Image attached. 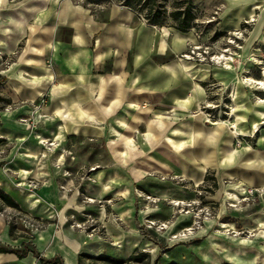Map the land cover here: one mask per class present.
Here are the masks:
<instances>
[{"label": "crops", "instance_id": "1", "mask_svg": "<svg viewBox=\"0 0 264 264\" xmlns=\"http://www.w3.org/2000/svg\"><path fill=\"white\" fill-rule=\"evenodd\" d=\"M7 2L8 7L3 10L7 21L0 20V59L5 55H14V59L7 65H2L0 60V74L6 78L0 86V94L12 104L18 99H37L46 94L47 99H52L46 105L54 114L50 118L62 120L56 136L64 145L58 149L57 160H44V166L59 165L68 169L66 165L70 164L62 162L70 151L69 137L100 139L104 142L107 160L102 164L90 162V179L86 178V182L84 178L77 180L70 176L54 179L48 172L39 179L36 192L25 196L14 187H6L7 182L0 173V187L9 195L10 190L17 195L19 201L14 200L21 210H32L36 218L53 214L57 218L52 225L47 223L41 230L20 235L10 230V222L0 214V245L29 248L22 257L13 252H0V264H48L47 260L54 257H60L62 264H78L80 253L127 258L143 242L133 223L132 182L138 181L140 188L152 187L144 178L146 170H140L141 167L152 166L151 171L157 173L156 180L174 175L197 185L208 181L207 170H212L214 184L219 188L244 183L264 187V174L261 178L252 174L259 172V167L244 165L236 150L214 139L216 133L211 138L202 127L184 131L171 126V138H166L170 143L163 140L165 122L156 113L157 109L165 103L179 114L194 109L205 98L200 78L203 73L196 74L189 60L178 59V55L186 53L194 43L191 31L197 25L186 32L176 29L169 20L161 26L150 25L128 7L115 3L83 6L75 0ZM193 3L199 13L200 3L197 0ZM222 5L220 23L223 26L236 29L242 23L253 22L256 31L264 27V0H224ZM183 61L188 62L191 69H185ZM201 70L204 72L205 68ZM10 114L5 116L0 112V137L4 139L13 135L5 129L12 122ZM129 126L133 127V132L128 130ZM139 127L143 128L138 135ZM127 131L132 132L130 135L134 138L124 134ZM180 133L181 136L186 134V138L179 139ZM126 137L131 139L126 141ZM29 148L26 144L27 153H23L22 158L34 167L36 161ZM139 152H149L153 158L140 160V155H136ZM73 166L80 169L83 162L76 159ZM247 167L251 168V174L243 173ZM22 171L28 173L31 168ZM86 184L94 187L86 189ZM153 188L159 192L157 186ZM79 189L85 190V196L92 199L109 194L110 200H122L113 202L110 208L111 213L119 215L123 226L110 217L105 219V206L94 211L88 209L106 226L101 239L87 237L70 223L66 224V217L78 213L84 206L77 202ZM190 190L187 185H176L169 196L181 202L190 200L194 195ZM227 193L231 199H238L237 194L235 199L232 197L235 193ZM160 196L166 195L161 193ZM261 204L260 212L252 213L251 219H257L260 214L259 224L264 225V198ZM5 208L12 209L4 207L2 210ZM251 222L250 229H253L256 220ZM253 239L261 240L264 245V228ZM193 247L189 246L187 254L183 255L184 246H174L171 250L177 251L172 260H185V264H264V258L259 260L264 253L259 254L253 247L238 248L226 238L214 242L204 239L200 262L191 256Z\"/></svg>", "mask_w": 264, "mask_h": 264}, {"label": "rangeland", "instance_id": "2", "mask_svg": "<svg viewBox=\"0 0 264 264\" xmlns=\"http://www.w3.org/2000/svg\"><path fill=\"white\" fill-rule=\"evenodd\" d=\"M197 1L201 6L200 17L197 26L191 31L194 33L195 41L186 53L178 55V59L189 60L196 74L203 73L204 76L200 78H202L201 85L205 91V98L194 109L179 114L165 103L159 107L156 113L165 122L163 140L170 143V139L166 138L167 136L171 138V126H177L184 131L194 126L202 127L210 135L208 137L213 138L212 134L216 133L214 139H217L219 144L226 143L236 150L244 165L248 163L253 167H259L257 173L250 172L251 168L247 167L243 170L244 174L252 173L261 178L264 174V27L261 31H256L253 22H246L236 29H229L220 23L222 19L220 11L224 9L222 5L224 0ZM7 3V0H0V20H4L3 23L7 21L3 12L8 7ZM13 59L14 55H5L0 60L2 65H7ZM186 63L188 62L183 61V64ZM204 68L206 72H200ZM18 100L0 110L5 116L10 112V119L14 123V126L11 122L5 127L13 135L0 145V173L7 182L6 187H14L24 196L33 195L40 186L39 179L48 175V172L54 179L69 176L77 177V180L90 179L88 169L90 162L102 164L107 160L106 148L100 139L84 136L69 137L67 145L70 151L66 152L65 162H62L70 164V166L66 165L68 169L59 165L46 168L43 161L57 160L58 149L61 144L64 145V141L56 136L58 124L62 120L50 118L54 117V114L46 105L52 99H47L46 94H41L37 99ZM142 128L139 127L138 135ZM128 130L134 131L132 126H129ZM132 132L127 131L124 134L130 135L133 134ZM185 135L181 136L180 133L178 137L185 139ZM128 138L131 139L126 137V141H129ZM26 144H29L31 157L34 156L36 161L34 167H30L22 158L23 153H27ZM121 152L120 155L123 156L124 152ZM136 155H140L139 159L145 161L153 158L149 152H139ZM31 157L29 158L32 159ZM76 159L83 162L82 168H74ZM30 168L31 172L22 171ZM139 169L146 170L144 178L152 187L143 186L142 188L145 189L143 190L140 184H137L138 181L132 182L133 223L143 242L131 254L146 252L149 258L142 263L126 264H185V260L178 262L172 260L177 250L171 249L179 244L184 246L181 252L183 255L187 254L186 249L189 246H194L191 256L194 261L200 262L199 255L202 252L203 240L206 238L211 239V242L218 238H226L237 247L248 249L253 247L259 254L264 253L261 240L253 239L254 235L264 228V225L259 224L260 214L257 219H251L252 213L260 212L264 187L244 183L236 184L232 188L224 189L222 186L219 188L214 184L215 172L212 170H207L208 181L193 185L174 175L162 176L160 180H156L157 173L151 171L152 166ZM29 184L35 187L32 189ZM176 185H187L192 189L190 190L194 191L192 199L182 202L173 200L169 195ZM153 186H157L159 192H156ZM88 187L94 186L86 184L85 188ZM60 189L64 190V186L60 185ZM250 189L252 192H249ZM84 191L79 189L80 199L77 200L82 206L84 205L83 208L78 213L66 217V224L70 223L75 230H81L87 237L101 239L105 235L106 226L88 209L94 211L105 206L107 212L105 219L110 217L117 225L123 226L119 215L111 213L110 208L113 202L122 200H110L109 194H102L100 199H92L86 197ZM227 192L237 194L238 199H231ZM9 193L13 199L19 201L13 191L10 190ZM161 193L166 196L161 198ZM50 209L55 212L53 206ZM0 214L13 225V231L20 235L24 232L31 234L41 230L47 223L52 225L57 220L54 214L48 218H36L32 210L28 209L23 211L5 208ZM252 220H256V223L253 229H250ZM261 234L263 235V232ZM262 258L264 257L259 256V260H263Z\"/></svg>", "mask_w": 264, "mask_h": 264}, {"label": "trees", "instance_id": "3", "mask_svg": "<svg viewBox=\"0 0 264 264\" xmlns=\"http://www.w3.org/2000/svg\"><path fill=\"white\" fill-rule=\"evenodd\" d=\"M83 6L118 4L131 9L137 17L143 18L150 25L161 26L168 20L179 31L186 32L197 25L198 9L193 0H75ZM6 81L4 75L0 74V86ZM11 100L0 94V110L6 105H10ZM5 141L0 137V145ZM4 207H10L15 210H21L18 203L0 187V211ZM10 230H13V225L9 223ZM29 250L27 246L21 249H12L0 245V252H13L18 257H22ZM31 250V249H30ZM32 252L39 256L36 251ZM149 258L146 252H136L129 255L127 258H116L109 255H90L80 253L78 255V264H126L128 262L142 263ZM40 260H43L39 257ZM86 260V262H85ZM48 264H62L60 257H54L47 260ZM155 264V263H154ZM178 264V263H168Z\"/></svg>", "mask_w": 264, "mask_h": 264}, {"label": "bare ground", "instance_id": "4", "mask_svg": "<svg viewBox=\"0 0 264 264\" xmlns=\"http://www.w3.org/2000/svg\"><path fill=\"white\" fill-rule=\"evenodd\" d=\"M184 67H185V69H187V70H188V69H191V66H187V64H184ZM200 71H202V70H200ZM203 71H204V73H205V72H206V69L203 70ZM230 197H231V196H230ZM232 197L235 198V199L237 198L236 195H232Z\"/></svg>", "mask_w": 264, "mask_h": 264}, {"label": "built area", "instance_id": "5", "mask_svg": "<svg viewBox=\"0 0 264 264\" xmlns=\"http://www.w3.org/2000/svg\"><path fill=\"white\" fill-rule=\"evenodd\" d=\"M29 186L30 187L32 186V189L35 187V185H31V184H29ZM249 192H252V189H250ZM162 226H164V225L162 224Z\"/></svg>", "mask_w": 264, "mask_h": 264}]
</instances>
